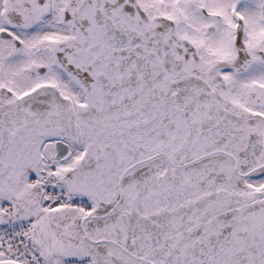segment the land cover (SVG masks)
Instances as JSON below:
<instances>
[{"label":"snow or ice","instance_id":"snow-or-ice-1","mask_svg":"<svg viewBox=\"0 0 264 264\" xmlns=\"http://www.w3.org/2000/svg\"><path fill=\"white\" fill-rule=\"evenodd\" d=\"M0 264H264V0H0Z\"/></svg>","mask_w":264,"mask_h":264}]
</instances>
